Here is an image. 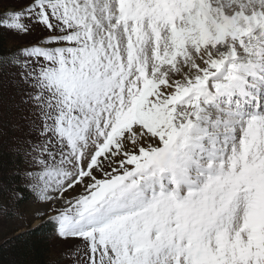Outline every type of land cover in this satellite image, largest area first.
<instances>
[{"label":"snow or ice","instance_id":"snow-or-ice-1","mask_svg":"<svg viewBox=\"0 0 264 264\" xmlns=\"http://www.w3.org/2000/svg\"><path fill=\"white\" fill-rule=\"evenodd\" d=\"M0 36V216L71 264H264V0H0Z\"/></svg>","mask_w":264,"mask_h":264},{"label":"trees","instance_id":"trees-1","mask_svg":"<svg viewBox=\"0 0 264 264\" xmlns=\"http://www.w3.org/2000/svg\"><path fill=\"white\" fill-rule=\"evenodd\" d=\"M12 36H0V50L8 51L18 47ZM12 89L4 85L0 95L5 100L12 94ZM20 113L15 109L10 112L6 104H0V163L4 169L14 172L13 160L8 153V145L13 137L19 135L12 130ZM3 169H0V173ZM31 203L25 202L22 214L14 218L0 216V264H71L66 259L64 242L49 240L42 234H37L40 224L34 228L37 220L29 215Z\"/></svg>","mask_w":264,"mask_h":264},{"label":"rangeland","instance_id":"rangeland-1","mask_svg":"<svg viewBox=\"0 0 264 264\" xmlns=\"http://www.w3.org/2000/svg\"><path fill=\"white\" fill-rule=\"evenodd\" d=\"M14 2H15V0H14ZM25 39H30V38H25ZM13 40L15 41L16 44H19V45L23 42V41H20L18 38H15V37H13ZM36 207L37 206L33 205V204H32V206L29 207L30 208L29 215H32V213H33V211L35 210ZM39 224H40V221H36V222H34L33 226L37 227ZM63 242H64L63 247L65 248V251H66L65 253H67L70 250H72L75 247L76 243H77L74 240H69L67 242L63 241Z\"/></svg>","mask_w":264,"mask_h":264}]
</instances>
